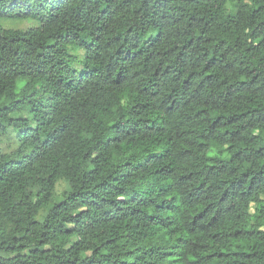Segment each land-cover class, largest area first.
<instances>
[{
  "label": "trees",
  "instance_id": "1",
  "mask_svg": "<svg viewBox=\"0 0 264 264\" xmlns=\"http://www.w3.org/2000/svg\"><path fill=\"white\" fill-rule=\"evenodd\" d=\"M137 3L0 37V264H264V0Z\"/></svg>",
  "mask_w": 264,
  "mask_h": 264
},
{
  "label": "clouds",
  "instance_id": "2",
  "mask_svg": "<svg viewBox=\"0 0 264 264\" xmlns=\"http://www.w3.org/2000/svg\"><path fill=\"white\" fill-rule=\"evenodd\" d=\"M155 0H150L148 6L141 11V16H145V20L151 17V13L155 11L151 8V3ZM55 0H0V37H15L23 36L29 30L37 31L42 29V21L47 22L48 19L55 14L52 11V7ZM143 3V0H140ZM140 3L136 4V7H140ZM80 4V0H66L65 7L61 9V13L65 19L73 14L72 10ZM70 5V6H69ZM116 11L119 15L115 16L117 21H131V24H137L140 17H133L130 15V10L127 5L124 4V0H116ZM121 8L124 10L121 11ZM111 11V10H110ZM83 14H86L88 21L87 25L81 23V27H84L86 31H93L95 28V18L98 15V9L94 4L83 5ZM139 26V25H137ZM147 23L144 24V28L147 29ZM7 43L5 40H0V44ZM11 46V45H10ZM83 59V56H81ZM98 64H106L104 56H100L96 61ZM115 67V65H113ZM110 69L101 67L98 76L103 78L105 72H110Z\"/></svg>",
  "mask_w": 264,
  "mask_h": 264
},
{
  "label": "rangeland",
  "instance_id": "3",
  "mask_svg": "<svg viewBox=\"0 0 264 264\" xmlns=\"http://www.w3.org/2000/svg\"><path fill=\"white\" fill-rule=\"evenodd\" d=\"M13 146H14V145H13ZM13 146H12V144H9V142H4V143L2 144V147H3L4 149L8 150V151H10L11 148H12ZM64 189H68V187H67L66 185H64V184L61 183V184L59 185V187H58V191L61 192V191H63ZM254 211H255V206L252 205V206H251V212L253 213Z\"/></svg>",
  "mask_w": 264,
  "mask_h": 264
}]
</instances>
